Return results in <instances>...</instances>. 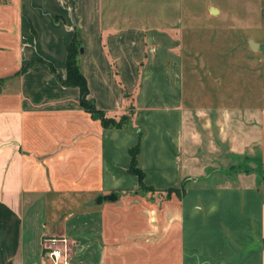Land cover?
Returning <instances> with one entry per match:
<instances>
[{
	"label": "crops",
	"instance_id": "1",
	"mask_svg": "<svg viewBox=\"0 0 264 264\" xmlns=\"http://www.w3.org/2000/svg\"><path fill=\"white\" fill-rule=\"evenodd\" d=\"M90 29L76 0H0V264H53L52 238L68 264H264V105L195 107L158 79L149 91L144 48L170 54L168 33ZM75 31L89 97L132 111L130 128L103 127L61 83ZM139 131L144 195L128 171ZM60 195L84 208L51 220Z\"/></svg>",
	"mask_w": 264,
	"mask_h": 264
},
{
	"label": "rangeland",
	"instance_id": "2",
	"mask_svg": "<svg viewBox=\"0 0 264 264\" xmlns=\"http://www.w3.org/2000/svg\"><path fill=\"white\" fill-rule=\"evenodd\" d=\"M76 1L87 29L168 33L170 54H165L155 39L144 48V62L151 61L145 75L140 67L139 76L142 87L148 84L149 91L155 88L152 81L158 79L160 90L181 92L184 103L195 107L220 102L264 105V53L253 50L248 43L264 42V0ZM211 8L217 13L212 14ZM165 59L166 67L158 66V60ZM212 93L231 96L209 100ZM233 93H238L239 98L230 101ZM140 129L143 132L142 126ZM246 167L247 164L240 170ZM263 170H257L259 176ZM83 197L58 196L61 207H50L48 218L59 222L83 209Z\"/></svg>",
	"mask_w": 264,
	"mask_h": 264
},
{
	"label": "trees",
	"instance_id": "3",
	"mask_svg": "<svg viewBox=\"0 0 264 264\" xmlns=\"http://www.w3.org/2000/svg\"><path fill=\"white\" fill-rule=\"evenodd\" d=\"M83 43L84 40L75 31V33L73 34V38L67 48L66 61H65L66 74L64 78L60 79L61 83L65 86L77 87L79 89V99H78L79 105L86 112H88L92 116V118L99 120L103 127L130 128V124L132 122L131 121L132 111L126 112L121 115L108 114L105 111L98 109L95 106L94 99L89 97V89L87 86V81L82 72V67H81V54H79V46ZM50 67L54 70V67L52 65H50ZM26 68L27 66L25 67L23 66L20 71L23 72L26 70ZM141 137H142V133L141 131H139L136 144L128 149V154H129L128 171L137 177L138 186L136 192L147 194L149 192H153L154 188L145 184L144 182L145 174L139 164ZM256 166H257V170L261 168L264 169V164H262L260 161H257ZM260 182L264 184V170L261 171ZM173 190L169 189L168 193H170Z\"/></svg>",
	"mask_w": 264,
	"mask_h": 264
},
{
	"label": "built area",
	"instance_id": "4",
	"mask_svg": "<svg viewBox=\"0 0 264 264\" xmlns=\"http://www.w3.org/2000/svg\"><path fill=\"white\" fill-rule=\"evenodd\" d=\"M49 244H47V248L45 251V255L47 258L52 260L53 264H68L69 254L65 247L61 248L56 246L57 240L55 238L47 240Z\"/></svg>",
	"mask_w": 264,
	"mask_h": 264
},
{
	"label": "water",
	"instance_id": "5",
	"mask_svg": "<svg viewBox=\"0 0 264 264\" xmlns=\"http://www.w3.org/2000/svg\"><path fill=\"white\" fill-rule=\"evenodd\" d=\"M210 12L212 14H215V13H217V10L214 9V8H211ZM262 16L264 18V9L262 10ZM248 43H249L250 48H252L253 50H258V51L264 53V42L263 43H258V42H255L253 40H249ZM83 53H84V44H81L79 46V54H83ZM0 92H1V86H0ZM103 198H106V199H109V200L113 201V200H115L117 198V196L114 193H110L109 195H106V196L98 195L96 197L95 203L96 204H100L102 202Z\"/></svg>",
	"mask_w": 264,
	"mask_h": 264
}]
</instances>
